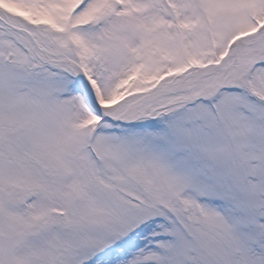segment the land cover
Listing matches in <instances>:
<instances>
[{"label": "snow or ice", "instance_id": "obj_1", "mask_svg": "<svg viewBox=\"0 0 264 264\" xmlns=\"http://www.w3.org/2000/svg\"><path fill=\"white\" fill-rule=\"evenodd\" d=\"M0 264H264V0H0Z\"/></svg>", "mask_w": 264, "mask_h": 264}]
</instances>
